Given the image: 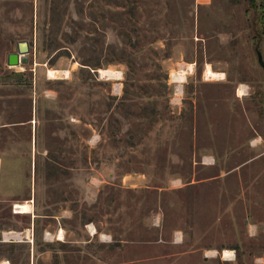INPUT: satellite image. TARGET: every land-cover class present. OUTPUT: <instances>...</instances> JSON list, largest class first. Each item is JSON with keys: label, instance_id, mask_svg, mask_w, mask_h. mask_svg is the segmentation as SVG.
<instances>
[{"label": "rangeland", "instance_id": "rangeland-1", "mask_svg": "<svg viewBox=\"0 0 264 264\" xmlns=\"http://www.w3.org/2000/svg\"><path fill=\"white\" fill-rule=\"evenodd\" d=\"M257 51L264 0H0V264H264Z\"/></svg>", "mask_w": 264, "mask_h": 264}, {"label": "bare ground", "instance_id": "bare-ground-1", "mask_svg": "<svg viewBox=\"0 0 264 264\" xmlns=\"http://www.w3.org/2000/svg\"><path fill=\"white\" fill-rule=\"evenodd\" d=\"M188 71H189V69H188ZM57 74H58V71H53V70H48L47 71V75L49 77H55ZM67 74H68L67 71H63V75L66 76ZM99 74H100L101 77H106V78L114 77V78L120 79V78H118L120 73L115 72V71L100 70ZM186 74L187 73H185V71H182V70L177 72V73H175L172 76V78L174 80V83H178V84L183 83L184 76ZM220 76H221V74H218V73L214 72L209 65L205 66L203 77H204V79L206 81L218 80V78ZM219 80H220V78H219ZM238 95L241 96L242 93L238 92ZM13 209H14V213H16V214L26 215V214H29L31 212L32 207H31V204H29V203H21V204H15ZM90 231H91V229H90ZM61 238H62V231H59L58 234H57V239L61 240ZM232 254L233 253L231 251L224 250L222 252V257L225 258V259H230L232 257Z\"/></svg>", "mask_w": 264, "mask_h": 264}, {"label": "water", "instance_id": "water-1", "mask_svg": "<svg viewBox=\"0 0 264 264\" xmlns=\"http://www.w3.org/2000/svg\"><path fill=\"white\" fill-rule=\"evenodd\" d=\"M29 52V46L26 41L18 42L16 45V53L9 54L6 59L7 66H17L19 64L27 63V55ZM257 60L258 63L264 67V63L262 62V56L257 51Z\"/></svg>", "mask_w": 264, "mask_h": 264}, {"label": "crops", "instance_id": "crops-1", "mask_svg": "<svg viewBox=\"0 0 264 264\" xmlns=\"http://www.w3.org/2000/svg\"><path fill=\"white\" fill-rule=\"evenodd\" d=\"M0 174H1V163H0ZM23 203H29L31 204L30 202H23ZM21 204V203H20ZM32 207V206H31Z\"/></svg>", "mask_w": 264, "mask_h": 264}]
</instances>
